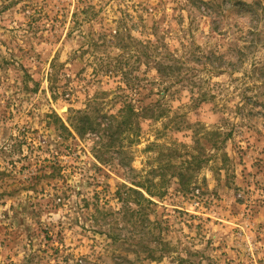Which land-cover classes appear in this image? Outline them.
<instances>
[{
	"label": "rangeland",
	"instance_id": "1",
	"mask_svg": "<svg viewBox=\"0 0 264 264\" xmlns=\"http://www.w3.org/2000/svg\"><path fill=\"white\" fill-rule=\"evenodd\" d=\"M85 1L0 0V264H128V254L121 249L123 257L115 255L107 236L97 231L92 209L83 208L82 199L106 188L116 205L112 194L118 185L149 174L166 192L154 198L156 217L171 220L164 237L174 246L160 260L137 259L133 253L129 258L137 264H264V15L255 34L230 3L222 10L215 3L198 11L186 8L184 0H92L105 4L101 14L110 18L107 22L131 15L128 33L135 39H127V48L133 52L139 42L156 40L152 33L160 24L170 26L166 41L176 42L180 54L182 39L201 57L218 48L225 55V71L211 75L207 63L194 77L214 95L212 101L196 107L190 86L175 84L164 99L169 113L154 122L141 120L118 143L125 149L120 153L118 145L108 153V163H101L91 151L93 135L64 139L50 123L53 112L67 119L69 108H85L89 92L117 86L102 75L98 81L95 70L102 58H114L122 49L84 53L83 32L99 30L98 24L85 23L82 32L77 27L70 34L73 15ZM213 10L218 18L224 15L221 31H213L207 17ZM238 47L242 55L235 52ZM142 62L134 74L144 79L147 94L157 86L155 71H149L154 61L144 56ZM54 63L77 84L70 102L53 96L48 78ZM35 82L40 86L33 92ZM118 108L102 104L90 112L104 119ZM174 122L185 129L177 131ZM215 130L222 132L221 140L230 134L219 149L206 139L196 145L186 138L193 131L203 136ZM192 155L198 159L189 166ZM182 170L184 188L175 177ZM121 232L130 236L128 229Z\"/></svg>",
	"mask_w": 264,
	"mask_h": 264
},
{
	"label": "trees",
	"instance_id": "2",
	"mask_svg": "<svg viewBox=\"0 0 264 264\" xmlns=\"http://www.w3.org/2000/svg\"><path fill=\"white\" fill-rule=\"evenodd\" d=\"M94 1V0H93ZM92 0H86L84 6L78 7L77 12L74 13V19L72 21V28L70 34L79 27L80 32L83 31V26L88 23L91 27L95 24L99 25V30L84 33L86 37L87 49H84V53L92 48L100 49L105 46H112L119 50L122 49V54H118L114 58L108 59L102 58L99 63V68L95 70L97 80L103 82V76L107 81H115L117 86L110 92L104 90H94L93 93L87 94V101L85 108L75 109L69 108L68 111L71 115L64 119L57 112H53L50 117L53 121L50 123L59 135L66 139L68 137H76L86 139L88 135H93L92 138V152L97 160L101 163H108V153L112 149L118 147V143H122L124 138L128 136V133L142 121L154 122L164 118L169 112L165 107L164 99L169 98L170 90L175 84H184L191 88L192 95L191 101L196 107H200L203 103H207L213 100L214 95H209L203 90L202 82H198L194 79L197 76L196 71L199 69V65L210 64L211 75L214 73H222L225 71L223 68L224 54L219 53L218 49L212 50L209 54L203 57L196 53L193 46L190 48L185 41L180 40L179 45L185 51L184 54H180V46L170 44L166 41V35L170 33V26H161L157 24L155 26V32L152 33L155 37V41H141L138 44L141 46L137 51L128 49L127 39L134 40L133 36L129 35L128 22L131 15L129 13L123 15L119 19H115L113 22H107L102 16L105 4L94 3ZM185 6L192 7L198 11L204 9L208 10L215 7V3L219 6V10L223 9V6L230 3L233 6L234 11L242 20L249 19V29H252L255 34L259 32L256 30L260 21L261 15H264V0H254L252 3H247L241 0H184ZM203 14V13H202ZM83 15V20H80L79 16ZM224 15H220L219 18L215 15V11L207 14L210 22L212 23L213 31H221V25H219L220 17H222V23L224 22ZM85 19V22H84ZM166 19H168L166 17ZM167 21V20H166ZM114 23V24H113ZM170 23V20H168ZM162 31V32H160ZM260 36V35H259ZM236 43L238 38H235ZM235 43V44H236ZM172 47H175L174 50ZM240 47V45H239ZM238 47V48H239ZM144 48L142 51L141 49ZM149 48H152V54H149ZM177 51V52H175ZM235 52L243 54L241 48L239 50L235 48ZM129 55L125 62L120 58L122 55ZM146 56L150 61H154V65L150 68V72L155 71L156 88L150 89L149 93L144 94V79L141 76L135 75L136 70H141V63L143 57ZM206 62V63H205ZM148 64V62H146ZM192 63L193 66H189ZM207 64V65H208ZM188 68L185 69V66ZM53 72L49 76L50 88L56 99L58 95H62L67 101H72L74 94L77 91V84L74 85L70 76L63 74L60 69L53 64ZM264 69V66L260 68ZM191 73L189 77H185L188 73ZM78 75H81L80 73ZM102 75V77H100ZM32 79V76H28ZM95 78V77H94ZM85 80H83L84 82ZM85 83V82H84ZM40 86L39 82H35L33 92H36ZM30 88V87H29ZM196 90L199 94H196ZM106 95L109 98H106ZM151 97L152 101L148 104L145 99ZM156 97V98H154ZM107 99V100H106ZM165 100V101H167ZM112 104V106L119 105L117 112L105 114L104 119L92 117L91 110H100L101 105ZM104 115V114H103ZM175 123V129L181 131L184 126ZM190 125V124H189ZM140 128V125L138 126ZM190 128V126L188 127ZM76 134V135H75ZM127 134V135H126ZM228 134L221 140L222 132L215 130L213 132H206L203 136H200L199 131H193L189 141L196 145L203 144V139L212 143V147L218 148L224 144L228 139ZM125 136V137H124ZM187 147L186 142H182ZM121 153L125 148L122 144L119 145ZM122 147V148H121ZM205 150V148H204ZM178 151V150H176ZM197 155H192L186 164L191 166L197 161ZM123 163V162H121ZM131 171H135L131 169ZM181 187H186L184 180L185 174L183 170L175 175ZM142 179V178H141ZM133 180L131 184L122 183L117 186L116 191L112 194L116 205H112L108 198L109 191L104 188L103 192L96 190L93 196L82 199V207L88 210L92 209V218L95 226L98 227L100 233H103L109 239V245L112 246L113 253L121 257L123 255L122 250L128 255L125 256L126 262L129 264H137L135 260L129 258V254L133 253L137 259H149L160 260L166 255V251L170 250L174 246L173 241L164 237L172 224L169 218L156 217L155 207L158 203L154 200L155 197L162 198L166 192L163 190V186H158L151 174L143 178V180ZM189 184V183H188ZM156 189V190H154ZM195 196V195H193ZM198 198H201L199 196ZM93 206V208H91ZM191 218L193 215H189ZM128 229L130 236L124 235L121 231ZM157 230V232H155ZM151 242H155L156 246H152ZM122 245H128L129 248L124 249ZM176 246V245H175ZM122 249V250H121ZM160 254H157L159 251ZM145 254L144 257L141 254ZM123 257V256H122Z\"/></svg>",
	"mask_w": 264,
	"mask_h": 264
}]
</instances>
